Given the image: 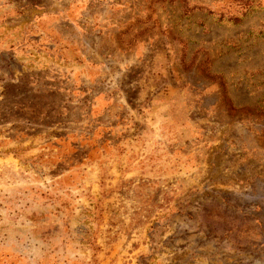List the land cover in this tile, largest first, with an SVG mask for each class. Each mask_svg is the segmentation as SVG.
<instances>
[{"label": "rangeland", "instance_id": "obj_1", "mask_svg": "<svg viewBox=\"0 0 264 264\" xmlns=\"http://www.w3.org/2000/svg\"><path fill=\"white\" fill-rule=\"evenodd\" d=\"M0 264H264V0H0Z\"/></svg>", "mask_w": 264, "mask_h": 264}]
</instances>
